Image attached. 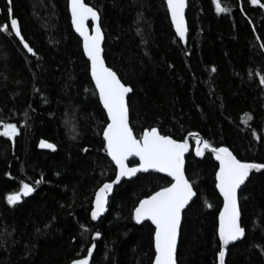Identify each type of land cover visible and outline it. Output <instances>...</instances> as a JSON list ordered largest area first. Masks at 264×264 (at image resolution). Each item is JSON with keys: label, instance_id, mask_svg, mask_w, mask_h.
<instances>
[{"label": "trees", "instance_id": "16d2710c", "mask_svg": "<svg viewBox=\"0 0 264 264\" xmlns=\"http://www.w3.org/2000/svg\"><path fill=\"white\" fill-rule=\"evenodd\" d=\"M84 3L98 10L107 66L133 89L137 138L152 127L178 140L194 134L264 163V8L222 0L229 11L217 12L215 0H188L181 39L166 0ZM13 18L35 55L12 32ZM108 122L69 0H0V264H70L94 242L91 264L153 263L155 228L137 222L134 209L167 187L168 177L123 181L107 214L91 217L95 193L116 178L103 137ZM6 123L17 126L14 137L2 134ZM42 140L55 148L43 149ZM190 143L186 176L197 196L183 215L177 262L219 264L218 164L210 153L197 157L196 139ZM21 182L35 191L9 204ZM239 201L245 237L227 249L225 264H264V169L251 175Z\"/></svg>", "mask_w": 264, "mask_h": 264}, {"label": "snow or ice", "instance_id": "6c2138e0", "mask_svg": "<svg viewBox=\"0 0 264 264\" xmlns=\"http://www.w3.org/2000/svg\"><path fill=\"white\" fill-rule=\"evenodd\" d=\"M7 2L11 4V0ZM251 3L264 8L261 0H251ZM215 4L217 12L229 11L223 6L222 0H215ZM167 5L176 32L181 39H184L187 31L184 21L185 0H167ZM70 7L72 23L83 38V51L91 62V78L99 92V100L107 112L109 122L103 129L105 150L118 169L115 180L103 183L95 193L92 219H96L105 209L108 193L121 177H132L138 172H147L150 169L167 173L172 178L170 184L140 200L134 209V218L137 222L148 219L155 225L154 264H177L176 249L182 210L197 195L193 182L186 177L185 153L189 151V141L161 134L156 127L144 130L139 139L134 135L133 128L129 124V106L126 99L133 89L122 82L117 72L105 63L101 47L103 33L99 25L98 10L84 3V0H70ZM11 11L9 7L8 12ZM89 18L97 22L92 34L86 30L85 25V21ZM10 24L12 32L19 37L23 47L35 55L33 48L24 41L18 20L13 18ZM260 83L264 84V76L261 77ZM2 128V134L8 137H14L18 131L13 123L2 124ZM196 143L197 156H202L206 149H211V152L215 153L216 160L219 161L216 187L223 196V209L219 213L218 235L221 247L218 251V260L219 264H225L227 246L245 235V228L240 223L238 189L253 170L264 169V163L238 159L228 147H212L207 140L198 139ZM40 146L55 148L54 144L43 140ZM129 157H138L139 163L135 167H129L127 163ZM34 191L35 188L31 184L21 182L19 191L6 197L7 202L14 205L21 200L22 195L27 196ZM207 206L211 207V204ZM99 235L100 233L97 232L96 236ZM94 248L95 244H92L87 249V255L72 261V264H90Z\"/></svg>", "mask_w": 264, "mask_h": 264}, {"label": "water", "instance_id": "95a60500", "mask_svg": "<svg viewBox=\"0 0 264 264\" xmlns=\"http://www.w3.org/2000/svg\"><path fill=\"white\" fill-rule=\"evenodd\" d=\"M166 3H167V0H166ZM69 7H70V0H69ZM167 8H168V5H167ZM168 11H169V15H170V19H171V23H172V25H173L174 31L176 32V28H175V25H174L173 22H172L171 12H170L169 8H168ZM187 12H188V0H185L184 21H185V27H186V29H187L185 36H186L187 33H188ZM70 13H71V7H70ZM71 17H72V14H71ZM89 21H92L91 18H89L88 20L85 21L86 30H87L90 34H92V33H94L95 24H96L97 22L92 21V22H93V26H92V30H90V28H89V26H88V22H89ZM99 22H100V20H99ZM99 25H100V23H99ZM73 27H74L75 32H76V33L78 34V36L82 39V42H83V38H82V37L80 36V34L76 31L74 25H73ZM101 31H102V29H101ZM102 33H103V32H102ZM176 34H177V32H176ZM177 35H178V34H177ZM178 36H179V35H178ZM103 45H104V35H103V40L101 41V47H102V50H103ZM85 55H86V54H85ZM102 55H103V51H102ZM86 57H87V56H86ZM87 58H88V57H87ZM105 63H106V62H105ZM106 65H107V64H106ZM90 70H91V62H90ZM93 82H94V81H93ZM94 84H95V82H94ZM97 91H98V90H97ZM98 94H99V92H98ZM129 95H130V93L128 94V97L126 98V99H127V103H128ZM100 102H101V101H100ZM101 105H102V107H103L102 102H101ZM128 106H129V105H128ZM103 109H104V108H103ZM104 111L106 112L105 109H104ZM106 114H107V112H106ZM129 124H130V110H129ZM130 127H131V125H130ZM133 133H134V131H133ZM134 135H135V134H134ZM193 138L196 139V142H197L198 139H202V140H203V138H202L201 136H199V135H194V134H193V135H189V136L186 138V139L189 141V151L185 153V169H186V158H187V155L191 152V149H192V147H191V143H190V139H193ZM138 139H139V138H138ZM105 143H106V141H105ZM196 147H197V143L195 144V146H194V148H193V151H194V154H195V155H196ZM42 148H43V149H47V147H42ZM230 151H231V150H230ZM206 153H210V154H212L214 160H215L216 163L218 164V171H219V161L216 160V158H215V153L211 152V149H206V150L204 151V154H203L202 156H197V155H196V156H197V157H203ZM109 157H110V156H109ZM110 159H111V157H110ZM111 160H112V159H111ZM131 160H137V162L139 163V158H138V157H129V158H128V161H127L129 167H135V166H136V165H134V166H130V165H129V162H130ZM112 162H113L114 165H115V162H114V161H112ZM115 167H116V165H115ZM116 169H117V167H116ZM262 170H263V169H261V170H259V171L253 170V171L249 174V178L245 181V183H244L243 185H241L240 189H238L237 194H238L239 208H240L239 195H240V191H241L242 187H243V186L249 181L251 175H252L254 172H260V171H262ZM117 171H118V169H117ZM148 173L161 174V175H164V176L168 177V178L172 181V178L169 177V176L167 175V173H161V172H158V171H156V170H152V169L148 170L147 172H144V171L138 172L135 176H132V177H121L120 180H119L118 182H116V183L113 184L112 191H111L110 193H108L107 204L105 205V209H104V210L98 215V217H97L96 219H92V220H93L94 222H98L102 217H104V216L107 214V207H108L109 197H110V195L114 192V190H115V188H116L117 186L121 185L122 182L125 181V180H126V181H131V180L135 179L139 174H148ZM186 177H187V176H186ZM98 190H99V189H98ZM194 191H195V189H194ZM217 191H218L220 197H221L222 200H223V196L220 194L218 188H217ZM195 192H196V191H195ZM196 196H197V195H196ZM196 196H194V197L192 198V200L189 201V204L186 205L185 209L182 210V214H181V225H180L179 234H178V239H177L176 261H177V250H178V246H179V242H180L181 227H182V223H183V215H184L185 210H186V209L190 206V204L195 200ZM144 199H145V198H144ZM94 201H95V199H94ZM94 207H95V204H93V209H94ZM222 209H223V206H222ZM222 209H221V210H222ZM92 211H93V210H92ZM91 217H92V216H91ZM145 221H149V222L154 226V228H155V225L151 222V220H148V219L142 220V221H140L139 223H143V222H145ZM240 223H241V208H240ZM241 226H242V224H241ZM218 228H219V217H218ZM244 237H245V235H244ZM244 237L238 239V240L235 241V242H230V244L227 246V249H228L230 246H232V245H234V244H236V243L242 241V240L244 239ZM95 241H96V239H95ZM93 244H95V242H94ZM95 249H96V244H95V248H94V250H93L92 256L90 257V264H91V262H92V257H93V254H94V252H95ZM226 256H227V251H226ZM225 260H226V257H225ZM70 264H72V262H71ZM152 264H154V261H153ZM177 264H178V262H177Z\"/></svg>", "mask_w": 264, "mask_h": 264}, {"label": "bare ground", "instance_id": "6f19581e", "mask_svg": "<svg viewBox=\"0 0 264 264\" xmlns=\"http://www.w3.org/2000/svg\"><path fill=\"white\" fill-rule=\"evenodd\" d=\"M96 244V243H95Z\"/></svg>", "mask_w": 264, "mask_h": 264}]
</instances>
